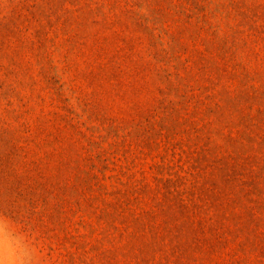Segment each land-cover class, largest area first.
Masks as SVG:
<instances>
[{
  "label": "rangeland",
  "instance_id": "374dc122",
  "mask_svg": "<svg viewBox=\"0 0 264 264\" xmlns=\"http://www.w3.org/2000/svg\"><path fill=\"white\" fill-rule=\"evenodd\" d=\"M0 216L41 264H264V0H0Z\"/></svg>",
  "mask_w": 264,
  "mask_h": 264
},
{
  "label": "clouds",
  "instance_id": "9594fccd",
  "mask_svg": "<svg viewBox=\"0 0 264 264\" xmlns=\"http://www.w3.org/2000/svg\"><path fill=\"white\" fill-rule=\"evenodd\" d=\"M0 264H41L39 253L21 233L11 230L0 216Z\"/></svg>",
  "mask_w": 264,
  "mask_h": 264
}]
</instances>
